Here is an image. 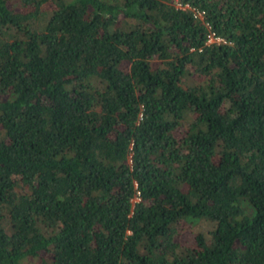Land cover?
Listing matches in <instances>:
<instances>
[{"label": "trees", "instance_id": "16d2710c", "mask_svg": "<svg viewBox=\"0 0 264 264\" xmlns=\"http://www.w3.org/2000/svg\"><path fill=\"white\" fill-rule=\"evenodd\" d=\"M0 264H264V0H0Z\"/></svg>", "mask_w": 264, "mask_h": 264}, {"label": "rangeland", "instance_id": "374dc122", "mask_svg": "<svg viewBox=\"0 0 264 264\" xmlns=\"http://www.w3.org/2000/svg\"><path fill=\"white\" fill-rule=\"evenodd\" d=\"M181 228L183 229L184 233L182 234V239H190V233L197 231L198 229H205L206 224H202L200 221H193V220H184L181 222Z\"/></svg>", "mask_w": 264, "mask_h": 264}, {"label": "built area", "instance_id": "2783aa9c", "mask_svg": "<svg viewBox=\"0 0 264 264\" xmlns=\"http://www.w3.org/2000/svg\"><path fill=\"white\" fill-rule=\"evenodd\" d=\"M176 4L181 7V8H191L192 10H194L195 14L198 15V16H202V11H199V10H196L194 7H191L190 5L188 4H181L180 2H176ZM223 38L219 35H216L213 31H209L208 32V35H207V43H210V42H220L222 41ZM137 196L133 199L134 200H137Z\"/></svg>", "mask_w": 264, "mask_h": 264}]
</instances>
